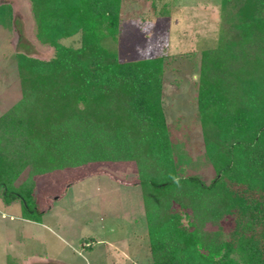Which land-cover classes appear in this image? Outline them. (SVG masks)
<instances>
[{
	"label": "trees",
	"instance_id": "16d2710c",
	"mask_svg": "<svg viewBox=\"0 0 264 264\" xmlns=\"http://www.w3.org/2000/svg\"><path fill=\"white\" fill-rule=\"evenodd\" d=\"M28 1L35 38L53 54L14 56L18 96L0 114L2 204L18 200L21 218L34 221L44 213L37 177L131 163L151 264H264V0L224 12L218 38L199 52L195 105L214 172L208 183L176 163L162 109L166 58L119 61L107 45L119 34L123 0ZM11 20L1 4L0 26ZM75 34L76 48L58 42Z\"/></svg>",
	"mask_w": 264,
	"mask_h": 264
},
{
	"label": "rangeland",
	"instance_id": "374dc122",
	"mask_svg": "<svg viewBox=\"0 0 264 264\" xmlns=\"http://www.w3.org/2000/svg\"><path fill=\"white\" fill-rule=\"evenodd\" d=\"M252 2L227 0L223 5V0H123L119 34L114 42L107 43L119 61L156 55L166 58L162 109L175 160L181 174L196 175L205 183L214 172L203 159L195 105L199 52L218 38L224 12L248 11ZM1 4L11 7L12 20L9 27L0 26V114L18 96L15 54L40 60L53 54L49 46L35 38L28 0H0ZM79 39V34H75L58 42L76 48ZM108 175L125 183L136 180L131 163L94 164L39 176L33 195L37 208L44 213L34 221L21 218L18 200L9 206L0 200V264H57V260L66 264H107L106 252L115 257L121 255V251L113 250L114 246L101 244L88 253L81 250L77 241L96 226L113 227L118 235L114 236L115 241L124 233L129 234L130 227L144 229L140 188L115 189ZM116 225L121 227L117 229ZM230 226L228 219L221 222L224 230ZM144 238L141 237L142 246L146 245ZM115 245L125 250L127 258L136 256L132 238ZM138 254L139 264H151L147 248H141ZM8 257L12 259L9 263Z\"/></svg>",
	"mask_w": 264,
	"mask_h": 264
},
{
	"label": "crops",
	"instance_id": "0c3cea01",
	"mask_svg": "<svg viewBox=\"0 0 264 264\" xmlns=\"http://www.w3.org/2000/svg\"><path fill=\"white\" fill-rule=\"evenodd\" d=\"M99 174H101V173H99ZM94 175H97V174H94ZM88 176H93V175H88ZM88 176H84V177H88ZM107 178L110 179L115 184V186H116L115 189L120 188V186L121 187L138 186L135 184V182L125 183L123 181L116 179L112 175H108ZM127 211H129V210H127ZM121 214L125 215L126 212L125 213L122 212ZM103 215H105V214H103ZM136 226L137 225L130 227L131 231L129 232V234L124 233V237L119 236L117 241H115L113 239L114 236H118L114 233L115 229L113 227H111V226L91 227V228H89V231H88L89 233L87 235L81 236L77 239L78 245H80L81 250H86L88 253L92 252V250L95 248V246L97 244H101V245H105V246H109V247L114 246L115 249H113V250L116 252L121 251V252H119L121 255H118L117 257H115V256H111L109 253L106 252L105 253L106 255L104 256V258H106L107 264H127L126 261H128L129 264H139L137 255H140L138 253L140 252L141 248H144V250H145V248H147V250H148V244H147L146 224H145L143 230H141V228H139V227L136 229ZM120 227H121L120 225L115 226V228H117V229H119ZM141 237H145L144 239H146V245H144V246L141 245ZM127 238H132V241H134L136 244L135 246H133L134 248H136V253H135L136 256H134V257H130V258L128 257L127 258L126 254H125V250L123 249V251H122L120 249V247H117V245H115V244H119V242L121 240L123 242H125ZM121 246H124V245L121 244ZM125 246H126V244H125ZM116 248H117V250H116ZM148 255H149V252H148ZM36 262H39V261H36ZM51 262H53V261H51ZM56 263L57 264H66L65 262L60 261V260H57Z\"/></svg>",
	"mask_w": 264,
	"mask_h": 264
}]
</instances>
